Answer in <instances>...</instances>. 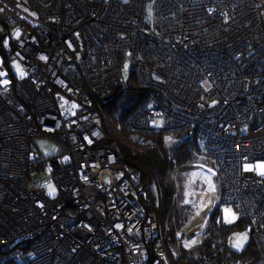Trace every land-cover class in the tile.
<instances>
[{"label":"built area","instance_id":"built-area-1","mask_svg":"<svg viewBox=\"0 0 264 264\" xmlns=\"http://www.w3.org/2000/svg\"><path fill=\"white\" fill-rule=\"evenodd\" d=\"M263 15L264 0H0V264L177 257L181 236L139 201L140 172L104 131L111 101L133 143L177 132L214 161L264 264V177L242 172L264 159ZM35 138L55 156L33 154ZM48 167L51 198L36 180Z\"/></svg>","mask_w":264,"mask_h":264},{"label":"trees","instance_id":"trees-1","mask_svg":"<svg viewBox=\"0 0 264 264\" xmlns=\"http://www.w3.org/2000/svg\"><path fill=\"white\" fill-rule=\"evenodd\" d=\"M13 5L11 0H3ZM128 112H118L115 102L102 106L103 128L115 142L122 160L131 168L140 172L141 193L139 201L148 205L150 211L157 214L160 223L175 219L177 224L187 220L188 208L175 209L171 199L175 193L172 174L176 170L190 168L194 159L201 155L193 139L183 138L180 133H173L177 143L167 145L166 138L172 133H152L146 138L148 143L139 145L130 139L126 124ZM156 184L158 202L153 204L149 186ZM144 193V194H143ZM145 195V197L143 196ZM177 196V194H176ZM217 211L209 215L208 224L201 243L191 249L180 247L176 258L170 259L171 264H254L257 259V247L250 236L248 243L241 251L229 249L226 236L233 230L245 231L246 223L242 219L230 226H221L216 222ZM171 229V226H170ZM171 234L173 235L172 229ZM174 236V235H173Z\"/></svg>","mask_w":264,"mask_h":264},{"label":"rangeland","instance_id":"rangeland-1","mask_svg":"<svg viewBox=\"0 0 264 264\" xmlns=\"http://www.w3.org/2000/svg\"><path fill=\"white\" fill-rule=\"evenodd\" d=\"M13 2H15V6L19 8L24 9L28 6V0H13ZM151 15V4L149 3L146 8V19L149 20ZM1 30L2 26L0 25V32ZM11 67L14 71L18 70L17 65H12ZM0 73H2V75L7 74V69L3 64V57L1 54ZM156 126L160 127L161 121L158 120ZM166 142L167 145L176 144L177 138L173 133L169 134L166 138ZM30 147L33 154L37 156L42 155L45 158H51L57 153V144L47 138L33 139L30 143ZM260 165H264V159L244 164L242 166L243 176L249 178L253 170H255L258 175L264 177V175L261 174L264 173V168L259 167ZM215 167L212 159L199 155L194 159L190 168L176 170L172 174L174 190L177 191V200L174 208H188L186 221L182 222L180 225L177 224L173 218L170 221L173 235L181 236L183 242L180 245L183 248L191 249L201 243L204 233L209 227V215H211L214 210L217 211L216 222L218 225L230 226L235 224L239 219L238 214L232 206L221 202V190ZM104 179L107 180V175L104 176ZM36 180L39 185L46 189L49 198L57 196L58 189L52 181L49 167L46 168L41 175L37 176ZM46 181H49V183L46 184ZM50 189L54 191H50ZM148 190L154 199L153 204L155 205L158 202L156 184H151ZM143 196L145 197V195ZM249 239L250 236L245 231L233 230L226 236V245L229 249L241 251L248 243ZM191 241H195V243L193 244Z\"/></svg>","mask_w":264,"mask_h":264},{"label":"snow or ice","instance_id":"snow-or-ice-1","mask_svg":"<svg viewBox=\"0 0 264 264\" xmlns=\"http://www.w3.org/2000/svg\"><path fill=\"white\" fill-rule=\"evenodd\" d=\"M0 75H2V73H0ZM21 75H23V73H21ZM4 83L5 84H7L8 83V81H4ZM259 167H262V168H264V165H260ZM262 175H264V173H261ZM50 191H54L53 189H50ZM191 243H195V241H191Z\"/></svg>","mask_w":264,"mask_h":264},{"label":"crops","instance_id":"crops-1","mask_svg":"<svg viewBox=\"0 0 264 264\" xmlns=\"http://www.w3.org/2000/svg\"><path fill=\"white\" fill-rule=\"evenodd\" d=\"M11 1L13 2V0H11ZM15 4H16V3H15V2H13V5H14V6H15ZM18 8H19V7H18ZM19 9H21V10H24L23 8H19Z\"/></svg>","mask_w":264,"mask_h":264}]
</instances>
